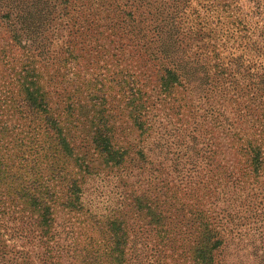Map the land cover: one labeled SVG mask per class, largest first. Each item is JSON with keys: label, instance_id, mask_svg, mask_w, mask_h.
Here are the masks:
<instances>
[{"label": "trees", "instance_id": "16d2710c", "mask_svg": "<svg viewBox=\"0 0 264 264\" xmlns=\"http://www.w3.org/2000/svg\"><path fill=\"white\" fill-rule=\"evenodd\" d=\"M190 2L0 0V31L11 42L8 46L17 49L12 56L5 46L0 47V62L6 71L0 77V264H33L32 258L38 255L32 257V248L41 249L37 259L41 264H57L62 251L58 243L65 239L53 226L56 210L82 211L84 180L103 170L99 167L124 170L125 166L144 164L143 149H130L134 150L131 159L129 144L119 143L121 135L114 128L120 101L140 135L150 130L154 89L144 91L142 78H153L154 88L158 86L160 92L170 94L179 87L185 95L208 101L219 87L217 79L227 74L230 61L245 67L242 77L247 79L245 88L251 94L248 103L258 112L255 123L263 138L256 143L246 136L237 142L249 167L244 177H253L249 185L260 184L263 192L264 65L245 57L249 53L242 51L244 45L240 52L245 53L238 55L218 51L215 42L220 41L222 31L217 6L209 3L201 7L207 17L202 31L200 21L195 23L197 28L190 18ZM198 15L196 11L195 17ZM248 17L249 13L243 15L244 20ZM59 25L67 40L55 52L52 46L58 38L54 32ZM249 28L247 25L245 32ZM102 32L110 39L108 47L97 39ZM255 49L258 54L260 49ZM120 63L123 65L118 67ZM81 64L99 69L107 65L106 81L117 88L119 100L103 91L102 77L85 80L79 76ZM209 111L225 116L220 108ZM13 117L15 123L8 124ZM223 122V128L229 130V120ZM188 139L187 143L181 140V149L173 152V194L168 198L163 195L167 198L163 209L157 197L149 200L142 194L132 195L122 211L94 222L98 239L89 237L81 249H73L80 264H157L156 257L163 258L165 248L173 252V240L177 239L182 246L179 255H187L184 261L188 264H226L220 259L224 237L237 227L238 213H233L231 204L218 207L219 196L215 187L210 189L209 173L220 170L224 189L239 180L226 166L215 164V152L198 146L202 144L199 138L190 135ZM87 146L97 154V165L88 159ZM156 147L162 148L159 143ZM212 195L208 204L215 206L205 210L206 204L201 202ZM221 203L225 205L223 199ZM223 218L234 228H224ZM263 218L264 214L254 229L257 241L242 231L246 243L241 250L257 260L256 264H264ZM176 226L182 227L183 233ZM151 233L156 237L151 238L153 242Z\"/></svg>", "mask_w": 264, "mask_h": 264}, {"label": "rangeland", "instance_id": "374dc122", "mask_svg": "<svg viewBox=\"0 0 264 264\" xmlns=\"http://www.w3.org/2000/svg\"><path fill=\"white\" fill-rule=\"evenodd\" d=\"M209 3H214L217 6V18L220 22L218 28L222 31L220 32V41L215 42L217 44L216 49L218 51L222 49L225 53L233 55L248 52L249 55L245 57L264 65V0H192L189 8L190 18L193 20L194 25L197 21H200V24L204 26L201 29L202 31L206 28L207 17L206 10L203 11L201 7ZM196 11L199 13V18L195 17ZM246 13H249L251 17L244 20L243 15ZM247 25L250 28L245 32ZM195 27L197 26L195 25ZM56 28L54 35L58 38V41L57 45L53 43L52 46L55 52L67 40L66 31L62 30L60 25ZM105 36V32H102L100 38L97 39H99L100 44L108 47L110 39H105ZM9 44L12 45L0 31V47L5 46V49L10 51L9 54L16 56L17 49L8 46ZM241 45H244L242 51L245 52H240ZM255 48L260 49L258 54ZM110 53L112 51L108 52V55ZM110 60V57L107 58V61ZM100 64L103 65L101 61ZM122 65L123 63H120L118 67ZM211 65H214V63L212 62ZM107 67L105 65V68ZM105 68L99 69L95 65L81 64L79 76H83L85 80L94 78L96 75H98V79L102 77L103 91L110 92V98L119 100L120 96L117 88L112 87L106 81L108 73ZM4 69L3 64L0 62V77L6 74ZM236 69H238L237 73ZM244 71L245 67H238L236 63L230 61L225 70L227 74L217 79L219 87L217 86L212 91L208 101H198L193 95H185L179 87H174L170 94L160 92L158 86L154 88L153 78L148 80L142 78L145 84L144 91L149 92L150 89H154L152 93L154 103L149 114L151 119L150 130L141 135L127 118L126 112L122 110L120 101L119 105L117 101H112L121 109L117 111L116 123L114 124L115 131L121 135L119 143L122 145L129 144L127 147L131 159H134L132 152L135 148L143 149L145 162L139 165V168L125 166L124 170L99 167L103 170L88 175L84 180L81 197L82 211L60 212L56 210L53 226L62 233L61 239H65V241L61 240L58 243L62 247L60 249L62 253L59 251L60 257L56 259L57 264H80L78 257L76 259L75 254L72 253L73 249H81L84 243H87L89 237L98 239L94 222L103 221L105 217L117 211H122L126 205L130 204L132 195L142 194L144 198L149 200L157 197L158 203L161 204L163 209L162 203H165L164 200L167 201V198L173 194V180L175 181L176 176L173 173V152L181 149L179 146L181 140L187 143L190 135L199 138V141L202 142L198 146L203 149L209 147L212 152H215L213 157L215 164L219 162L221 166H226L234 173L233 177L239 180V183H234L233 186L228 183L227 189H224L222 177L219 175L220 170H216L217 173L214 171L209 173V176H212L210 189L215 187V194L219 196L218 207L231 204L232 210H234L233 213H238L235 215L237 227L230 234L231 236L229 235L230 237H224L226 239L220 259L226 264H256L257 260L247 256L246 251L241 249L243 244L246 243L243 232L248 233L249 238L257 241L258 235L254 229L257 228L264 214V188L261 192L259 189L260 184L249 185V183H252L253 177H244V171L246 173L249 167L245 162L246 156L239 150L240 142H237V139L247 136V138L255 139L258 143V139L263 137L258 135L259 126L257 122L255 123L258 112L254 109V106H249L248 103L251 94L245 88L247 79L242 77ZM209 73L213 74L214 71L210 69ZM87 87L92 88L90 84ZM210 99L212 100L210 101ZM245 105H247V108ZM211 107L214 109L220 108L225 116L222 118L215 112L210 113L209 109ZM224 118H227L231 123L229 130L223 128L226 127L223 124ZM219 121L221 126H218ZM13 123H15L14 117L8 124ZM193 128H196V130L192 131ZM232 133H235L236 136L231 137ZM156 143H159L162 148L156 147ZM262 146H264V143H262ZM86 150L89 152L88 159L92 160L93 165H97L99 163L97 154L92 152L89 146ZM166 152L168 154L165 155ZM202 167L205 172L207 168L203 165ZM258 181L261 183V179H258ZM165 191L166 193H164ZM201 193L198 192L200 197ZM163 195L167 198H164ZM212 199H214L213 195L210 199L203 198L201 204H206L205 210L214 208L215 205L210 206L208 204ZM222 199L225 201V205L221 203ZM252 205L253 207L250 210L248 206L251 207ZM170 213L173 212L170 211ZM146 221L147 219H144V223ZM225 221L224 218L221 221L224 228H234L231 227V224H226ZM260 225L262 231L264 228L263 221ZM175 229L180 230V233L184 231L182 227L178 226ZM238 231V235H235ZM149 237L150 239H156L152 233ZM181 237H184L183 234H181ZM154 240L151 239L152 242ZM173 241H175L173 252L169 248L163 249L164 257H156L157 264H188L184 261L187 255H179L182 251L181 241L179 239ZM182 244L186 246L185 243ZM31 251L32 257L37 253V259H39L41 249L32 248ZM258 255H260V252H258ZM37 259L32 258L33 264H41Z\"/></svg>", "mask_w": 264, "mask_h": 264}]
</instances>
